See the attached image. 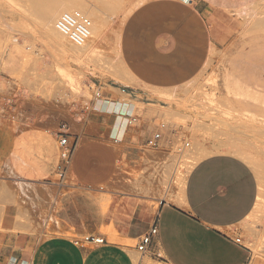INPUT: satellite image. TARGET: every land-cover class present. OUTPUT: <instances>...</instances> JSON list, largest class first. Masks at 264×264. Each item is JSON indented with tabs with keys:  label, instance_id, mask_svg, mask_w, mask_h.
<instances>
[{
	"label": "crops",
	"instance_id": "1",
	"mask_svg": "<svg viewBox=\"0 0 264 264\" xmlns=\"http://www.w3.org/2000/svg\"><path fill=\"white\" fill-rule=\"evenodd\" d=\"M210 48L192 0L134 7L117 42L131 86H100L91 110L64 122L76 147L63 181L55 174L62 123L0 118V264H156V256L167 264H264L243 238L259 184L242 158L195 154L170 200L160 189L115 179L119 163L140 173L144 159L173 146L171 129L161 127L170 112L161 95L197 77ZM153 225L140 258L136 245ZM89 236L104 242L74 244Z\"/></svg>",
	"mask_w": 264,
	"mask_h": 264
},
{
	"label": "rangeland",
	"instance_id": "2",
	"mask_svg": "<svg viewBox=\"0 0 264 264\" xmlns=\"http://www.w3.org/2000/svg\"><path fill=\"white\" fill-rule=\"evenodd\" d=\"M33 1L0 0L1 119L40 118L63 124L73 113L91 110L103 93L100 86H131L121 69L117 42L133 5L106 12L85 1L101 24L100 34L90 42L98 53L87 60L53 52L51 47L47 12L71 0H40L37 8ZM260 2L192 0L209 28L211 48L197 77L161 95L162 104L173 113L165 112L161 123L171 129L173 146L159 158L144 159L140 173L122 169L119 163L115 179L160 189L161 198L170 200L195 154L242 158L259 184L256 207L242 224L243 238L255 253L264 255V25L258 27L264 5ZM72 78L81 82V91L73 89L74 82L68 83Z\"/></svg>",
	"mask_w": 264,
	"mask_h": 264
},
{
	"label": "built area",
	"instance_id": "3",
	"mask_svg": "<svg viewBox=\"0 0 264 264\" xmlns=\"http://www.w3.org/2000/svg\"><path fill=\"white\" fill-rule=\"evenodd\" d=\"M182 1L190 2V0ZM55 29L58 33L65 36L73 46L82 47L91 37L92 22L87 16L78 10L67 11L59 15L55 21ZM95 97L99 98L98 92L95 93ZM68 131L69 128L67 124L63 123L57 133L59 160L55 166V174L59 181L66 179L71 165L72 155L76 147V142H71L69 140L70 135ZM156 232V227L153 225L148 233L140 238L138 244L136 245V252L140 258L147 254L148 246L152 237L156 235ZM235 241L236 243H240V239H236ZM103 242L104 240L102 238L89 236L74 241V244L77 246L84 244L100 245L103 244ZM155 262L156 264H167L163 258L157 256L155 258Z\"/></svg>",
	"mask_w": 264,
	"mask_h": 264
},
{
	"label": "bare ground",
	"instance_id": "4",
	"mask_svg": "<svg viewBox=\"0 0 264 264\" xmlns=\"http://www.w3.org/2000/svg\"><path fill=\"white\" fill-rule=\"evenodd\" d=\"M85 1H89V3H91L97 9H100V10H103L106 12H108V11L110 12V11H116V10L120 9L126 3L136 7L137 5H139L140 3H142L146 0H71V3L68 5H62L60 7L49 8L47 15H46V20L50 26L49 32H50V37H51V42H52L51 47H52L53 52H56L59 54H64L65 52H68L70 54V56H73L75 59H82L83 58V59H87V60H90L94 56L97 55L98 52H97L96 48H91L90 42L92 41V39L95 36L100 34V31H101L100 17H97L96 14H95L96 15L95 16L94 13H92L89 10V8H86V7H88V6H86L88 2H85ZM261 2H263V5H264V0H261ZM261 2H260V4H262ZM33 3H34V7L37 8L40 5L41 1L40 0H34ZM261 6L262 5H260V7ZM263 7H261L262 12L264 10ZM73 10H78V11L82 12L93 23L92 31H91V37L87 41V43L85 45H83L82 47L73 46L67 40V38L65 36L58 33L57 30L55 29V21L57 20V17H59V15L63 12L73 11ZM254 12L259 13V12H257L256 9L254 10ZM263 16H264V14H263ZM262 18L264 19V17H262ZM263 19L261 20V18H260V23H259L258 27L260 26V24L264 25ZM254 20H253V22H254ZM253 22H251V23H253ZM262 30H264V29H262ZM254 31H255V29H254ZM72 82H74L72 85L73 89L81 91V89H82L81 82L80 81L77 82V80L74 81L73 78L68 80V83L71 84ZM185 146H186V144H185ZM181 149H182V146H181ZM184 151H188V150L184 149Z\"/></svg>",
	"mask_w": 264,
	"mask_h": 264
}]
</instances>
